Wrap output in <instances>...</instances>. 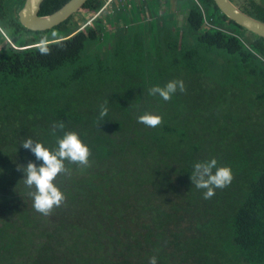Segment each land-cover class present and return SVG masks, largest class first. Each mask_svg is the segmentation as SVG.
Here are the masks:
<instances>
[{
  "label": "trees",
  "instance_id": "trees-1",
  "mask_svg": "<svg viewBox=\"0 0 264 264\" xmlns=\"http://www.w3.org/2000/svg\"><path fill=\"white\" fill-rule=\"evenodd\" d=\"M68 1L44 0L39 14ZM178 1L187 10L181 30L171 14L127 31L136 18L123 15L108 37L114 6L83 29L73 24L105 0L42 31L21 23L25 0H0V180L12 182L9 167L24 176L23 166L41 163L20 144L54 147L57 122L90 151L87 165L65 161L54 181L65 199L47 215L29 192L0 194V264H149L153 255L158 264H264V37L215 0ZM238 5L264 21L262 0ZM174 79L183 92L167 101L149 94ZM144 112L160 124L139 123ZM10 139L16 148L5 151ZM211 158L232 180L205 199L191 174Z\"/></svg>",
  "mask_w": 264,
  "mask_h": 264
},
{
  "label": "clouds",
  "instance_id": "clouds-1",
  "mask_svg": "<svg viewBox=\"0 0 264 264\" xmlns=\"http://www.w3.org/2000/svg\"><path fill=\"white\" fill-rule=\"evenodd\" d=\"M41 54H46V47L40 48ZM185 90L182 79L168 81L164 86L155 85L149 89V94L158 95L163 100H169L177 91ZM107 114V108L101 105L100 116ZM139 123L147 127H156L160 124L162 117L151 112H144L137 117ZM64 122H57L52 127L53 135H56V144L49 148L44 143L27 138L20 145L33 153L38 161L28 163L23 166L24 184L34 189L29 192L32 198L33 208L47 215L54 207H59L65 195L56 185L55 178L58 174L68 172L65 161L78 165H87L89 162V147L83 142L80 134L75 131H66ZM57 130L60 135H57ZM191 179L195 187L203 189L205 199L211 198L215 189L223 188L232 180L231 169L227 166H218L216 158L205 161H198L193 164ZM149 264H158V258L153 255L149 259Z\"/></svg>",
  "mask_w": 264,
  "mask_h": 264
},
{
  "label": "water",
  "instance_id": "water-1",
  "mask_svg": "<svg viewBox=\"0 0 264 264\" xmlns=\"http://www.w3.org/2000/svg\"><path fill=\"white\" fill-rule=\"evenodd\" d=\"M86 1L87 0H69L56 11L40 15L39 11L44 0H25L23 6L19 10V18L21 23L31 30H47L59 25L72 14L77 13ZM215 2L229 18L248 30L264 37V21L244 11L233 0H215Z\"/></svg>",
  "mask_w": 264,
  "mask_h": 264
},
{
  "label": "crops",
  "instance_id": "crops-1",
  "mask_svg": "<svg viewBox=\"0 0 264 264\" xmlns=\"http://www.w3.org/2000/svg\"><path fill=\"white\" fill-rule=\"evenodd\" d=\"M184 1V0H182ZM127 2V3H125ZM152 3H158L156 5L157 8V13H154V16L152 14V11L150 10V1L149 0H117L114 3V13H112V24L117 26H123L125 25V20H124V16L126 15L129 19L133 17L136 18V20L134 21L133 24L137 25L138 21H149V20H153V19H157V22L159 23V20L161 21V24L159 23V25H162V19H164V17L169 19V16L174 15V21L178 22V24H176L177 29L181 30V26L183 24V19H184V11L186 10V8H183V3L179 2L178 0H170L167 2V0H160L157 2V0L155 2ZM134 7H136V9H133ZM124 8H132L133 10H138L137 15L136 14H132V12L134 13V11L130 10L129 11V15L124 12V11H119L120 9H124ZM150 8V9H149ZM155 8V9H156ZM128 12V11H127ZM157 14V15H156ZM169 14V15H167ZM178 14L182 15V23H179V19L177 18ZM138 16V17H137ZM138 20V21H137ZM165 20V19H164ZM111 23V22H110ZM115 29L113 30H116ZM112 30V31H113Z\"/></svg>",
  "mask_w": 264,
  "mask_h": 264
},
{
  "label": "rangeland",
  "instance_id": "rangeland-1",
  "mask_svg": "<svg viewBox=\"0 0 264 264\" xmlns=\"http://www.w3.org/2000/svg\"><path fill=\"white\" fill-rule=\"evenodd\" d=\"M233 1L236 4H240V2H242L243 0H233ZM258 1H261V0H258ZM262 3L264 4V0H262ZM183 8H185V7L183 6ZM108 10L111 11L112 10V7H110V9H108ZM184 12H185L184 13V18H185L184 20L186 21V15H187L186 12H187V10H185ZM90 16H91V14H88L87 12H84V11L83 12H79V13H77L74 16V18H73V20H74L73 21V24L76 22V24L78 23V25H80V27H81L90 18ZM177 18L180 20L179 23H182V18H183L182 15L178 14ZM133 23L134 22L129 23L127 26H125L126 29H127V31H129V30L132 31L133 29H135V27H133ZM106 24H107V29L109 31L108 32L109 34L107 36L108 37H111V34L110 33L112 32L113 29H115L116 25L110 23L109 21H106ZM136 26H138V25H136ZM121 29L123 30V28H121ZM137 30H139V29L136 28L133 31H137ZM6 32L11 36V38L9 37V39L10 40H13L14 37L12 36V32L9 31V30H7ZM48 32H50V33L53 32L54 35H58L59 34L58 33V30H56V29H54L53 31H48ZM28 35L30 37L32 36L31 34H28ZM34 35H36V36H42V35H44V33L39 32V33H35ZM99 41L101 42V43L99 42L101 45L107 44V42H108L107 39H106V37L104 35H102L100 37V40ZM8 144L9 145L5 147V151L6 150L11 151V149H15L16 148V143L14 142V139H10V142ZM6 170H8V172L6 174L9 175L8 177L11 179L12 182H10L8 180H0L1 181L0 184H2V187L6 190V191L0 190V194L1 195L4 194V193H6V192H9V193H11V195L12 194L14 195V192L15 191H18V193H25V192L28 193V192L34 190L32 188L27 187L24 184V181L22 180L23 179V174L21 172H19V171L17 172L16 170L13 171L11 167H9ZM7 185H10V187H7ZM74 207H75L74 204L69 203V206H68L69 209H73ZM71 211L72 212L76 211V207L73 210H71ZM0 224H1V219H0ZM173 264H184V263H182V261H179V262H175Z\"/></svg>",
  "mask_w": 264,
  "mask_h": 264
},
{
  "label": "built area",
  "instance_id": "built-area-1",
  "mask_svg": "<svg viewBox=\"0 0 264 264\" xmlns=\"http://www.w3.org/2000/svg\"><path fill=\"white\" fill-rule=\"evenodd\" d=\"M116 1L117 0H105V4L103 5V7L97 13H95L93 16H91L81 27L79 26V28L80 29H83V28H85L86 25L92 24V22H93V20H94V18L96 16H98L103 10H107L110 7L114 6V3ZM125 3H127V2H125Z\"/></svg>",
  "mask_w": 264,
  "mask_h": 264
}]
</instances>
